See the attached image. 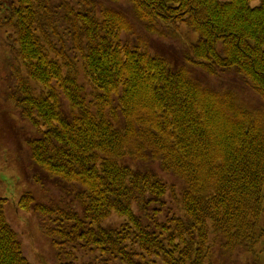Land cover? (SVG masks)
<instances>
[{"label":"trees","instance_id":"1","mask_svg":"<svg viewBox=\"0 0 264 264\" xmlns=\"http://www.w3.org/2000/svg\"><path fill=\"white\" fill-rule=\"evenodd\" d=\"M109 1L2 2L34 179L76 201L26 192L19 210L38 216L60 264H264V0ZM181 25L197 40L179 66L149 41ZM196 67L246 86H212ZM6 201L0 264H35Z\"/></svg>","mask_w":264,"mask_h":264},{"label":"rangeland","instance_id":"2","mask_svg":"<svg viewBox=\"0 0 264 264\" xmlns=\"http://www.w3.org/2000/svg\"><path fill=\"white\" fill-rule=\"evenodd\" d=\"M12 1L17 2V0ZM95 1L99 7L111 3L109 0ZM2 2L3 0H0V10L3 8ZM128 6L126 2L119 4V7ZM2 15L3 13L0 14V197L7 199L5 212L9 222L18 231L23 241L26 256L35 264H60L50 238L41 231L38 216L34 213L20 211L19 200L24 193L31 192L38 201L55 200L60 204L70 203L72 205H75L72 202L76 201L62 184L44 178L43 173L40 180L34 179L37 170L30 157V147L26 136L36 134V129L22 117L11 98V92L16 84L15 74L19 68V59L16 55L17 35L14 29L3 25ZM196 40L197 35L189 31L186 25H181L178 36L168 38L153 36L149 41L150 51L166 56L172 60L173 64L180 66L187 62L188 42ZM197 69H195L197 78L212 86H227L236 89L241 85L246 86L241 76L235 71H221L216 76H210ZM257 104L260 106L261 102L257 100ZM151 167L180 188V181L171 175L164 174L157 163H153ZM106 224L113 226L117 224V219L113 217ZM233 257L241 263L247 261V258L241 254ZM262 263H264V258H262Z\"/></svg>","mask_w":264,"mask_h":264}]
</instances>
